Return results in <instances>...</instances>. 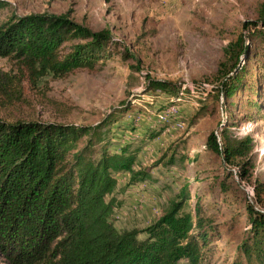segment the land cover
<instances>
[{
  "label": "trees",
  "instance_id": "trees-1",
  "mask_svg": "<svg viewBox=\"0 0 264 264\" xmlns=\"http://www.w3.org/2000/svg\"><path fill=\"white\" fill-rule=\"evenodd\" d=\"M241 30L245 34L240 32L226 48V63L218 64L212 89L195 90L214 104L221 100L220 109L229 119L233 99L245 90L251 76L241 63L249 60L246 41L257 40L264 46V1L256 19L243 22ZM118 48L107 28L91 31L67 13L11 15L0 24V59L14 60L17 76L32 86L47 77L62 79L76 71L92 72ZM122 50L124 54L126 50ZM126 56L134 59L127 52ZM144 81V90L168 96L169 106L190 100V91L179 83L147 75ZM15 82L6 75L0 78V101L10 100L7 90ZM251 85L250 94L257 95ZM204 97L198 99V105L206 101ZM246 103L249 111L258 113L257 103L252 99ZM129 108V102L124 101L91 126L0 118L3 264H207L218 226L212 216L204 214L198 195L193 209L184 210L190 197L186 185L167 198L160 215L143 229L114 228L116 175L128 174V185L158 183L148 168L137 165L143 144L113 142V127ZM229 126L218 122L204 144V150L219 158L224 167L218 183L223 192L229 189L226 181L233 174L229 168L236 169L239 183L250 178L252 168L251 137H231ZM161 157L158 165L167 169L179 166L182 160L174 154L166 161ZM251 201H245L247 229L230 264H264V213L254 206L264 203V184L254 181Z\"/></svg>",
  "mask_w": 264,
  "mask_h": 264
},
{
  "label": "rangeland",
  "instance_id": "rangeland-1",
  "mask_svg": "<svg viewBox=\"0 0 264 264\" xmlns=\"http://www.w3.org/2000/svg\"><path fill=\"white\" fill-rule=\"evenodd\" d=\"M263 1L0 0V24L11 15L67 13L91 31L107 28L119 44L117 53L92 72L76 71L62 79L47 77L35 86L17 76L14 60L0 59V78L6 75L17 81L7 90L10 100L0 101V118L91 126L122 102H129V110L113 127V142L143 144L137 165L148 168L158 183L128 185V174L116 175L114 228L143 229L160 215L167 198L186 185L190 197L184 210L193 209L198 195L204 214L212 216L218 226L207 264H230L247 229L245 201L252 204L254 181L264 184V46L257 40L246 41L249 60L246 64L242 58L241 63L251 76L245 90L233 99L230 119L220 109L221 100L214 104L195 90L212 89L218 64L226 63L228 44L242 32L243 22L256 19ZM145 75L179 83L190 91V100L169 106L168 96L144 90ZM250 84L257 95L250 94ZM203 97L206 101L198 105ZM250 99L258 104L256 114L247 109ZM198 111L200 115L191 123ZM218 122L230 125L231 137L252 139L250 178L239 183L236 169L226 167L233 171L226 192L218 187L223 165L204 150L206 136L217 129ZM170 154L182 157L180 167L158 165L161 156L166 161ZM254 206L264 213V203Z\"/></svg>",
  "mask_w": 264,
  "mask_h": 264
}]
</instances>
